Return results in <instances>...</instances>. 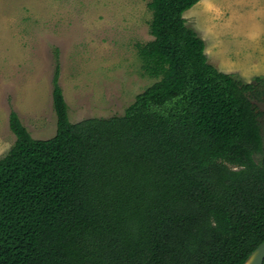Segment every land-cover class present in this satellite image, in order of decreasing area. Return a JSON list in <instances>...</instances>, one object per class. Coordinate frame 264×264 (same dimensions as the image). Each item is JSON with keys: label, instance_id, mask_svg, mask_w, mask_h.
Here are the masks:
<instances>
[{"label": "trees", "instance_id": "obj_1", "mask_svg": "<svg viewBox=\"0 0 264 264\" xmlns=\"http://www.w3.org/2000/svg\"><path fill=\"white\" fill-rule=\"evenodd\" d=\"M200 1L147 4L135 48L153 83L122 116L71 123L55 50L54 136L9 112L0 264H244L264 241V78L208 63L183 17Z\"/></svg>", "mask_w": 264, "mask_h": 264}, {"label": "rangeland", "instance_id": "obj_2", "mask_svg": "<svg viewBox=\"0 0 264 264\" xmlns=\"http://www.w3.org/2000/svg\"><path fill=\"white\" fill-rule=\"evenodd\" d=\"M149 2L0 0V158L15 141L8 128L11 109L32 138L54 136L55 50L71 123L124 114L153 83L135 48L152 40ZM183 17L215 69L243 83L264 78V0H205ZM253 104L264 142V102Z\"/></svg>", "mask_w": 264, "mask_h": 264}, {"label": "water", "instance_id": "obj_3", "mask_svg": "<svg viewBox=\"0 0 264 264\" xmlns=\"http://www.w3.org/2000/svg\"><path fill=\"white\" fill-rule=\"evenodd\" d=\"M264 260V241L252 252L244 264H262Z\"/></svg>", "mask_w": 264, "mask_h": 264}, {"label": "crops", "instance_id": "obj_4", "mask_svg": "<svg viewBox=\"0 0 264 264\" xmlns=\"http://www.w3.org/2000/svg\"><path fill=\"white\" fill-rule=\"evenodd\" d=\"M202 1H205V0H201L199 3H197V4L194 6V8L197 7L198 5H200V3H201ZM223 73H224V72H223Z\"/></svg>", "mask_w": 264, "mask_h": 264}]
</instances>
